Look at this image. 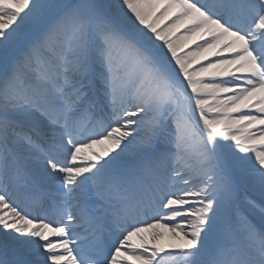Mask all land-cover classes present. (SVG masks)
<instances>
[{
  "label": "snow or ice",
  "instance_id": "obj_1",
  "mask_svg": "<svg viewBox=\"0 0 264 264\" xmlns=\"http://www.w3.org/2000/svg\"><path fill=\"white\" fill-rule=\"evenodd\" d=\"M0 264H264V0H0Z\"/></svg>",
  "mask_w": 264,
  "mask_h": 264
},
{
  "label": "bare ground",
  "instance_id": "obj_2",
  "mask_svg": "<svg viewBox=\"0 0 264 264\" xmlns=\"http://www.w3.org/2000/svg\"><path fill=\"white\" fill-rule=\"evenodd\" d=\"M97 150H99V149H97Z\"/></svg>",
  "mask_w": 264,
  "mask_h": 264
}]
</instances>
